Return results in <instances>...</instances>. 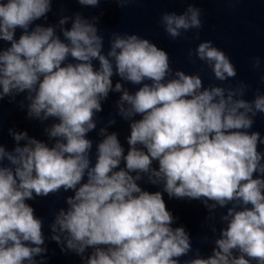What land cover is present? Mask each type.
<instances>
[{
  "label": "clouds",
  "instance_id": "obj_1",
  "mask_svg": "<svg viewBox=\"0 0 264 264\" xmlns=\"http://www.w3.org/2000/svg\"><path fill=\"white\" fill-rule=\"evenodd\" d=\"M76 2L96 8L101 0ZM52 5L0 0V42L8 45H0V101L18 103L47 137L10 127L13 146L0 143V264H46L45 222L28 202L61 191L70 194L48 222L47 240L81 264H264V136L249 131L264 114V93L245 99L243 81L205 86L135 32H111L105 51L99 16L62 9L55 24L38 22ZM201 14L188 3L179 14L162 12L159 22L172 39L191 30L198 39ZM193 54L215 80L237 76L211 40L189 49V59ZM260 64L253 58V68ZM115 93V115L98 127L97 114ZM117 116L129 125L127 150L110 131ZM164 193L202 203L214 236L210 254L196 249L180 260L194 251L192 237L173 226Z\"/></svg>",
  "mask_w": 264,
  "mask_h": 264
},
{
  "label": "water",
  "instance_id": "obj_2",
  "mask_svg": "<svg viewBox=\"0 0 264 264\" xmlns=\"http://www.w3.org/2000/svg\"><path fill=\"white\" fill-rule=\"evenodd\" d=\"M188 3L201 9L202 27L199 29V38H194L197 30L183 33L181 37L172 39L164 31L160 24V16L164 11H175L178 14L183 12ZM64 14L71 15L72 12L80 11L85 16L97 15L100 17L98 27L105 39V51L108 47V40L111 32L137 33L156 43L158 47L168 52L170 64L175 70L177 68L186 73H198L205 86L210 84H223L224 86H235L239 81L245 82L249 87L245 92V99L251 100L257 92L264 93V0H130L124 7H119L115 0H101L96 8L82 7L76 0H53L52 11L48 13L47 20L38 21L45 24H55L61 10ZM19 35V30H17ZM202 40H211L214 46L223 50L234 64L237 76L225 82L214 79L211 69L202 61L193 57L189 59V49L195 50L196 45ZM0 45L7 47L6 42ZM259 57L261 64L259 68H253L252 60ZM118 77H113V81ZM130 91H134L133 85H126ZM119 94H110L108 100L103 102V111L97 114L98 127L108 117L115 115L114 101ZM22 95L17 97V101L22 99ZM139 118V117H137ZM116 124L110 131H116L121 143L127 150L126 136L129 134L127 121L116 117ZM16 130H26L30 136L46 140L43 133V125L38 121L29 120L25 111L18 103L9 102L6 97L0 101V143L11 148L14 144L8 134V128ZM249 131H258L264 136V114L258 113L254 117L253 128ZM89 138L93 140L92 156H95V142L99 139L97 133H89ZM258 150L264 152V144L258 145ZM142 187L148 191L161 190L157 186L143 183ZM70 193L51 194L48 197H37L34 201H29L36 215L44 219V232L46 245L49 249L46 264H81L80 258L74 254H64L60 252L55 242L47 240L49 233L47 224L52 219L55 211L64 206L63 197ZM166 207L173 214L175 224L183 225L192 237L194 251L187 257H181L184 261L190 259L195 250L198 249L202 256L210 254L213 246V234L205 225L207 210L198 200H180L169 198L163 194ZM223 209L218 210V214ZM217 228L221 225L218 222ZM208 240L203 239L204 235ZM255 264V262H253Z\"/></svg>",
  "mask_w": 264,
  "mask_h": 264
}]
</instances>
